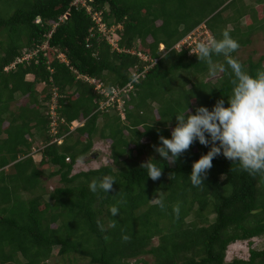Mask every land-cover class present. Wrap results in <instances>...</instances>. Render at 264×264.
Returning a JSON list of instances; mask_svg holds the SVG:
<instances>
[{"label": "trees", "instance_id": "1", "mask_svg": "<svg viewBox=\"0 0 264 264\" xmlns=\"http://www.w3.org/2000/svg\"><path fill=\"white\" fill-rule=\"evenodd\" d=\"M248 1L88 0L90 11L73 0H0L2 264H46L55 248L61 257L89 264H264V250L256 249L247 259L227 260L233 245L264 238V172L244 171L219 155L197 187L189 178L192 165L210 146L194 142L173 164L154 149L160 136L170 138L175 116L187 107L193 113L199 106L211 109L221 98L227 106L231 96L229 58H211L216 73L223 72L213 82L216 73L198 53L176 49L200 26L213 39L228 31L240 44L231 58L250 74L264 71V56L239 59L253 37L264 33V0ZM96 14L116 31L122 49L158 60L126 96L124 119L116 109L99 111L102 95L70 66L112 91L134 79L133 68L142 72L151 63L115 50L94 21ZM47 41L46 51L18 63ZM55 87L62 95L57 136L51 134L48 107ZM78 122L84 125L73 129ZM37 137L39 164L33 156ZM99 137L111 143L112 164L75 172L81 160L97 155ZM56 138L63 143H53ZM145 155L163 169L158 180L148 178ZM51 166L58 170L50 176L60 177L63 186L49 193L45 168ZM106 176L115 178L113 188L93 192L90 184Z\"/></svg>", "mask_w": 264, "mask_h": 264}, {"label": "clouds", "instance_id": "2", "mask_svg": "<svg viewBox=\"0 0 264 264\" xmlns=\"http://www.w3.org/2000/svg\"><path fill=\"white\" fill-rule=\"evenodd\" d=\"M46 44L49 48L50 42L47 41L44 46ZM43 47L39 50L41 51ZM239 47V42L228 31L223 32L221 39H212L197 45L198 60L206 61L213 75L217 71V66L212 64L211 58L214 55L229 58L227 63L234 79L231 96L227 98V106L225 99L221 98L211 109L199 106L193 113L187 107L185 113L175 116L176 126L172 129L170 138L160 136V145L154 146L162 160L169 164L175 163L194 142H199L205 147L210 146L209 151L192 165L189 178L193 186L203 185V179L213 166V159L219 155L238 162L244 171L264 172V71H258L255 75L250 74L239 61L231 58ZM162 48L164 51L165 47ZM61 56L67 60L64 54H60L61 61H63ZM149 161L143 165L148 167V178L158 180L163 169L155 163L150 164ZM114 183H116L114 177L106 176L99 182L93 181L90 189L93 192L99 189L108 193ZM159 206L161 208L165 206L163 199L159 200ZM179 211L177 206L175 212L179 214ZM117 212L116 208L112 209L113 215H117Z\"/></svg>", "mask_w": 264, "mask_h": 264}, {"label": "built area", "instance_id": "3", "mask_svg": "<svg viewBox=\"0 0 264 264\" xmlns=\"http://www.w3.org/2000/svg\"><path fill=\"white\" fill-rule=\"evenodd\" d=\"M73 5L74 6H82L89 8L91 11V8L88 5V0H73ZM94 21L98 24L100 30L105 34L107 40L109 43L114 47L115 50L118 52H125L128 54H133L137 55L140 60L144 63H151L150 65H147L144 67V70L142 72L139 71V67L133 68L132 71V76L133 80L126 85L125 87H120V88H114L112 91L107 89L103 83H101L99 80L91 78L89 76H85L80 74L78 71L74 70L72 67L71 70H73L76 75L78 80L93 84L96 86V90L99 92V94L102 95L103 99L101 100L99 104V111H108V109H116L118 110L121 114H123L124 109H125V104H126V96L130 93H132L135 90V84L139 83L142 78H145L147 73L158 63V60H153L151 59L148 55L137 52L136 50H127V49H122L120 47V37L116 33L114 29L108 30L105 25H103L100 21V15L96 14L94 15ZM203 29H205V26H202ZM207 34L210 32L206 31ZM213 37L212 35L209 36V41L212 40ZM201 42H197V39L195 38L194 32L189 34L182 42H180L177 46L176 49L181 50L183 47H186L189 49L190 54L193 53H198V48L197 45ZM48 44H46L41 51H45L48 48ZM40 50H36L30 53H26L22 58L18 59V63H24L28 62L30 59H34L40 52ZM62 60L66 62L69 66L70 63L66 60L64 56H61ZM53 98L48 104L49 107V115L51 117L52 123H51V134L53 136H57L58 134V126H59V121H58V100L62 98V95L59 92L58 88L53 89ZM123 118H125V115L123 114ZM84 125V122H78L75 123L73 129H76L78 127H81ZM53 143H58L61 145L63 143L62 138H56ZM36 155H39L38 149H34V153ZM34 156V155H33ZM70 161V159H68Z\"/></svg>", "mask_w": 264, "mask_h": 264}, {"label": "rangeland", "instance_id": "4", "mask_svg": "<svg viewBox=\"0 0 264 264\" xmlns=\"http://www.w3.org/2000/svg\"><path fill=\"white\" fill-rule=\"evenodd\" d=\"M252 0H249L248 2H251ZM1 4V3H0ZM3 12L7 10L6 6H2ZM7 13L4 15L6 16ZM195 34V38L197 39V42H208L210 33H206V29H203V27H200L193 31ZM163 50V48H162ZM262 56H264V33L256 34L253 37V44L247 48H244L240 54L239 59L242 61H247L249 57H253L255 60L260 59ZM223 75L222 71H218L213 78L209 79L211 81H217L219 78H221ZM20 98V101L21 102ZM22 103V102H21ZM20 103V104H21ZM17 107V106H16ZM17 111V109H16ZM123 117V116H122ZM124 119V118H123ZM102 122V121H101ZM102 124V123H101ZM40 138L37 137L35 144V148L39 149V144L41 142L39 141ZM97 155L95 157H87L83 160H81L78 165L75 168V172H82V171H90V170H96L99 168H102L104 166L112 164V158H111V143L102 139L101 137L95 139V147L94 152ZM34 158L37 164H39L42 161V157L37 156L34 154ZM143 162L147 163L149 161V155L144 156L142 158ZM58 170L56 167H46L45 172L47 175V178L45 179V186L49 193L53 192L56 188H59L63 186V184L60 181V177H51V173H54ZM49 202V197L46 198ZM155 244H158V240H155ZM252 249L256 250H264V238H258L255 239L252 242H241L238 244L233 245L229 249L228 253V262H232L234 259L241 258V259H247L250 256V251ZM53 257L46 262V264H89V261L86 259H81L80 257H69L64 258L59 255V248H55ZM23 259V258H21ZM148 260H151L150 258H146ZM0 264L1 261H0Z\"/></svg>", "mask_w": 264, "mask_h": 264}, {"label": "water", "instance_id": "5", "mask_svg": "<svg viewBox=\"0 0 264 264\" xmlns=\"http://www.w3.org/2000/svg\"><path fill=\"white\" fill-rule=\"evenodd\" d=\"M161 56H165V52H164V51L161 52ZM149 142H150L149 139H145V140H144V143H145V144H147V143H149Z\"/></svg>", "mask_w": 264, "mask_h": 264}, {"label": "crops", "instance_id": "6", "mask_svg": "<svg viewBox=\"0 0 264 264\" xmlns=\"http://www.w3.org/2000/svg\"><path fill=\"white\" fill-rule=\"evenodd\" d=\"M37 156H39V157H42L40 154H39V155H37Z\"/></svg>", "mask_w": 264, "mask_h": 264}]
</instances>
